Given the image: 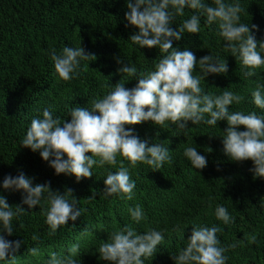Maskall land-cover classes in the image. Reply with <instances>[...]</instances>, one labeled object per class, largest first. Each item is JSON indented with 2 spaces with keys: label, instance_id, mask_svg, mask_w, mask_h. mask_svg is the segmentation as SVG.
Returning <instances> with one entry per match:
<instances>
[{
  "label": "trees",
  "instance_id": "obj_1",
  "mask_svg": "<svg viewBox=\"0 0 264 264\" xmlns=\"http://www.w3.org/2000/svg\"><path fill=\"white\" fill-rule=\"evenodd\" d=\"M205 2L212 4V0ZM239 3L244 9L240 22L257 25L258 30H253L256 39L264 40V0H239ZM127 11L125 0H0V195L14 209L21 204L22 190H4L2 183L4 177H15L22 171L35 178L33 185L50 182L51 189L61 194L72 189L73 195L80 199L78 207L83 210L76 221H69L54 236H49L46 216L41 211L47 207L45 201L32 209L22 205L26 212L13 219V235L3 233L8 240L23 241L15 254V264H46L50 253L67 256L75 243L80 245L75 257L78 264H111L99 258V247L110 239L113 231L125 226H131L138 234L149 229H166L164 241L145 264H175L171 257L186 247L193 226L214 225L223 229L217 233L221 246L237 243L235 249L225 253L226 264H264V207L261 206L264 179L253 178L251 160L238 163L225 155L220 137L227 127L226 120L218 121L217 126L193 125L189 121L184 130H178L171 122H166L163 128L151 121L126 125V130L131 127L149 146L161 143L169 148L172 163L166 162L157 171L143 163L132 168L118 155L117 166H94L92 177L79 182L70 174L56 175L38 151L21 146L31 120L42 118L45 108L50 109L54 118L59 117L61 123L70 121L72 107L91 108L92 101L103 98L116 83H125L131 89L141 73L155 70L161 53L158 48H140L129 40L138 29L126 27ZM193 14L199 15L185 8L184 16L177 17L172 27L177 28ZM218 31L217 24L209 26L201 16L200 33H185L180 41H173V47L192 51L197 61L210 54L226 60L228 73L210 74L201 80L202 90L219 95L227 88L244 97L239 104L234 102L229 106L230 112H255L264 116V109L257 108L251 96L257 84H264V67L256 69L255 76L245 77L244 72L250 69L225 51V41ZM81 43L97 59L81 61L79 76L64 82L55 72L50 49L60 53L65 46L77 47ZM117 58L123 64L135 66L136 76L117 73L123 66L117 63ZM193 74L202 75L198 64ZM238 130L245 129L240 126ZM186 147H197L198 153L206 157L208 163L204 169L192 167L183 154ZM121 161L136 183L134 197L105 199L104 180L109 172L115 174ZM93 192L97 193L95 199H86ZM137 204L146 215L139 223L132 220L129 212ZM217 205L226 207L235 222L225 225L217 220ZM86 227L85 235L82 233ZM34 234L39 236V241L32 240ZM251 235L256 236V242L250 244L246 237ZM32 247H38L40 255H30L28 249ZM0 264L8 262L0 261Z\"/></svg>",
  "mask_w": 264,
  "mask_h": 264
},
{
  "label": "clouds",
  "instance_id": "obj_2",
  "mask_svg": "<svg viewBox=\"0 0 264 264\" xmlns=\"http://www.w3.org/2000/svg\"><path fill=\"white\" fill-rule=\"evenodd\" d=\"M125 2L128 9L125 13L128 22L126 27L131 25L138 29L129 40L140 48H158L161 53L162 58L155 63V70L141 73L136 79L137 84L131 89L126 88L125 83H116L114 89L103 98L94 99L91 108L72 107L70 121L61 123L59 117L54 118L50 109L45 108L42 118L31 120L21 146L32 152L38 151L56 175L70 174L79 182L92 177L94 166H117L118 155L127 160L132 168L143 163L157 171L166 162L172 163L169 148L163 147L161 143L149 146L148 141L141 140L131 127L126 130V125L151 121L155 126L163 128L166 122H171L178 130H184L188 128L189 121L193 125L205 123L217 126L218 121L226 120L227 127L220 137L225 155L238 163L251 160L253 178L264 179V116L255 112H230L229 106L244 100L242 95L227 88L219 95L205 93L200 86L201 80L210 74L226 75L229 71L227 61L213 54L205 55L197 61L192 51H181L173 47V41H180L185 33H200V19L204 16L207 25H218V34L225 41V51L250 69L244 72V76H255V70L264 67V40L256 39L253 30H258L257 25L240 22V13L244 9L239 0L235 3L212 0L211 5L205 0ZM185 8L199 15H191L174 29V21L184 16ZM50 58L59 79L64 82L79 76L81 61L97 59L95 54L85 51L82 43L77 47L65 46L60 53L52 48ZM117 63L123 65L117 69V73L136 76L135 66L123 64L118 58ZM197 64L202 75L193 74ZM251 96L254 105L264 109V84H257ZM206 115L210 118L205 119ZM240 126L245 130L239 131ZM183 154L194 169L207 166L206 157L198 153L197 147H186ZM217 170H220L219 167ZM34 179L22 171L15 177L8 175L3 179L4 190H22L23 193L21 204L15 205V209L9 205L5 196L0 195V261H7L8 264H15V254L23 241L8 240L3 233L13 235V219L26 212L22 205L32 209L41 205L42 200L45 201L47 207L41 211L46 216L49 236H54L59 228L67 226L69 221H76L82 215L83 210L78 207L80 199L73 195L72 189L68 188L61 194L51 189L50 182L33 185ZM104 184L102 193L105 199L119 196L121 199L132 200L134 197L136 183L130 178L129 168L122 161L115 174H107ZM96 194L93 192L86 199H95ZM261 201L264 207V198ZM129 212L132 220L137 223L146 219L139 204L130 208ZM215 216L225 225L235 222V217L224 206H216ZM164 231L167 230L149 229L138 234L131 226H125L113 231L110 239L100 245L99 258L111 264H145V260L153 257L157 246L164 241ZM222 231V228L215 225L193 226L186 247L171 258L175 264H226L228 256L225 253L235 249L237 243L221 246L217 233ZM87 232L86 227L82 234L86 235ZM246 238L250 244L256 242L255 235ZM32 240L39 241V236L34 234ZM28 252L32 256L40 255L38 247H32ZM79 252L80 245L75 243L68 249L67 256L50 253L46 264H78L75 257Z\"/></svg>",
  "mask_w": 264,
  "mask_h": 264
}]
</instances>
